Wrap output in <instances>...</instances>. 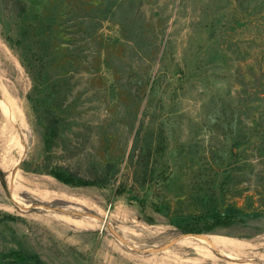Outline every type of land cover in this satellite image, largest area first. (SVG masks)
<instances>
[{
    "label": "rangeland",
    "instance_id": "obj_1",
    "mask_svg": "<svg viewBox=\"0 0 264 264\" xmlns=\"http://www.w3.org/2000/svg\"><path fill=\"white\" fill-rule=\"evenodd\" d=\"M0 264H264V0H0Z\"/></svg>",
    "mask_w": 264,
    "mask_h": 264
},
{
    "label": "bare ground",
    "instance_id": "obj_2",
    "mask_svg": "<svg viewBox=\"0 0 264 264\" xmlns=\"http://www.w3.org/2000/svg\"><path fill=\"white\" fill-rule=\"evenodd\" d=\"M199 238H201V239H205L206 240V238L205 237H199ZM200 239V240H201ZM205 240H202V241H204L205 242ZM206 241H208V239L206 240ZM207 244L209 243L210 245H212L213 246V243L212 242H210V241H208V242H206Z\"/></svg>",
    "mask_w": 264,
    "mask_h": 264
}]
</instances>
